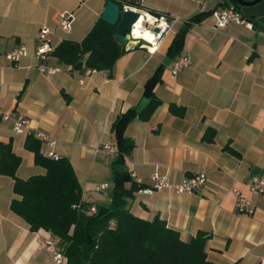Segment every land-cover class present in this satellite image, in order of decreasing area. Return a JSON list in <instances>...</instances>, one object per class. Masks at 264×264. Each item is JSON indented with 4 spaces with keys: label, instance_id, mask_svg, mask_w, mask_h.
<instances>
[{
    "label": "crops",
    "instance_id": "0c3cea01",
    "mask_svg": "<svg viewBox=\"0 0 264 264\" xmlns=\"http://www.w3.org/2000/svg\"><path fill=\"white\" fill-rule=\"evenodd\" d=\"M252 1V0H246ZM107 0H0V106L24 117L31 133L45 134L40 153L66 158L82 190V200L107 206L114 191L116 147L111 126L129 109L138 113L149 100L144 86L160 101L148 121L136 118L124 136L134 143L124 170L135 185L146 187L153 173L172 184L199 173L207 181L201 195L165 189L151 195L134 192L130 212L143 220L159 217L187 242L198 233L209 236L206 256L214 264H264V194L249 190L252 177L264 178V0L234 8L252 24L229 23L214 28L212 11L228 7L226 0H140L143 10L177 17L159 50L146 53L135 42L116 62L111 76L87 74L61 65L51 55L55 74L41 73L35 57L36 36L43 25L52 29L54 49L63 41L81 42L100 19ZM56 13L73 15L72 29L62 33ZM181 52L191 65L173 75L167 55L175 35L195 16ZM24 47L16 64L5 55ZM174 106L178 115L170 111ZM29 134H17L12 122H0V144L11 145L21 163L16 177L44 175L34 155L24 147ZM113 146V153L103 150ZM13 180L0 174V264H54L42 247L49 233L32 232L10 208L17 198ZM105 185L104 189L101 186ZM130 183H127L129 186ZM238 190L251 215L236 210Z\"/></svg>",
    "mask_w": 264,
    "mask_h": 264
},
{
    "label": "trees",
    "instance_id": "16d2710c",
    "mask_svg": "<svg viewBox=\"0 0 264 264\" xmlns=\"http://www.w3.org/2000/svg\"><path fill=\"white\" fill-rule=\"evenodd\" d=\"M110 1L121 6L117 0ZM224 4L241 7L235 0H226ZM132 6L141 8L139 3ZM202 16H193L175 35L167 53L170 59L180 54L189 26L199 22ZM115 36L116 27L98 19L81 42L63 41L52 56L72 70L106 72L109 77L117 60L126 53L125 44L117 42ZM156 76L144 86V97L149 102L143 110L138 113L129 109L117 116L111 126L116 158L112 175L114 191L107 206L84 202L70 162L66 158L53 160L43 156L40 142L33 135H28L24 147L33 153L35 165L42 167L45 173L26 180L16 177L21 160L13 154L11 145L0 144V174L12 178L13 193L17 197L11 202V211L22 218L32 232L49 233L62 248L66 264H214L206 256L208 235L198 233L184 242L159 217L143 220L127 207V200L143 186L129 180L123 168L134 148L124 131L136 118L148 121L160 105L148 90L149 82ZM170 111L183 113L174 106H170ZM91 208L95 209L93 214H89Z\"/></svg>",
    "mask_w": 264,
    "mask_h": 264
},
{
    "label": "built area",
    "instance_id": "2783aa9c",
    "mask_svg": "<svg viewBox=\"0 0 264 264\" xmlns=\"http://www.w3.org/2000/svg\"><path fill=\"white\" fill-rule=\"evenodd\" d=\"M121 3L120 9L122 10H133L139 13L140 17L145 16L143 22L136 26V23L132 25L129 32L130 42H135L140 48L146 50V53L153 55L156 53L160 46L162 45L164 37L173 31V26L179 23L177 17H171L163 14H152L143 10L142 8H137L132 6L134 3H139L140 0H117ZM196 3H201L202 0H193ZM128 2V3H127ZM212 16L214 18V28L223 29L229 23H235L237 25H244L245 27L251 29L252 24L243 19L242 16L236 12L234 7H222L221 9H215L212 11ZM53 21L56 27L65 35H68L72 29L73 15L71 13H56L53 17ZM148 33L149 39H145L141 36V33ZM52 35L53 31L48 26H41L37 32L36 36V48L35 57L38 59L39 64L37 69L41 73L45 74H55L59 72L58 67H51L47 64L48 58L52 55L54 47L52 45ZM27 55V51L24 47H19L9 51L5 57L12 63L16 64L21 58ZM191 65V60L188 56L181 55L175 58L169 69L173 75L177 74L182 69ZM95 70H87L86 73H95ZM12 122V129L17 134H31L43 144L52 146L53 141L49 139L45 134L41 132L31 133L27 120L21 115L14 112H4L0 106V122ZM113 145H104L103 150L113 153ZM45 157L53 160H58L60 156L54 154L53 152H48ZM207 178L204 173L196 174L189 178H184V180L178 184H172L167 177L162 176L158 173H153L149 178V183L146 187L138 189L136 192L140 195H151L153 193L165 190L173 189L178 194H189V195H201L206 184ZM105 185L101 186L104 189ZM249 190L254 194H264V178L260 176H254L249 182ZM236 197V210L239 214L251 215L252 210L249 207L248 202L241 196L238 190H233ZM95 212L94 208H91L89 214ZM42 247L50 254L54 264H66V258L64 252L60 246L54 241L51 236H47L43 242Z\"/></svg>",
    "mask_w": 264,
    "mask_h": 264
},
{
    "label": "water",
    "instance_id": "95a60500",
    "mask_svg": "<svg viewBox=\"0 0 264 264\" xmlns=\"http://www.w3.org/2000/svg\"><path fill=\"white\" fill-rule=\"evenodd\" d=\"M241 7H250L259 3L261 0H235ZM140 15L138 12L127 9L121 10L120 6L113 2L107 1L103 12L101 13L100 20L109 26L116 27V40L121 44H125V50L128 43H130L129 32L133 24L137 22Z\"/></svg>",
    "mask_w": 264,
    "mask_h": 264
},
{
    "label": "bare ground",
    "instance_id": "6f19581e",
    "mask_svg": "<svg viewBox=\"0 0 264 264\" xmlns=\"http://www.w3.org/2000/svg\"><path fill=\"white\" fill-rule=\"evenodd\" d=\"M144 19H145V16L139 17V19H138L137 22H136V26L139 27V24H140L141 22H143ZM141 36H143L145 39H149V38H150V36L148 35V33H144V32L141 33Z\"/></svg>",
    "mask_w": 264,
    "mask_h": 264
}]
</instances>
